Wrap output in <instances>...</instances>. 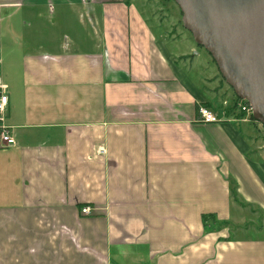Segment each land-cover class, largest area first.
<instances>
[{
  "label": "crops",
  "instance_id": "crops-1",
  "mask_svg": "<svg viewBox=\"0 0 264 264\" xmlns=\"http://www.w3.org/2000/svg\"><path fill=\"white\" fill-rule=\"evenodd\" d=\"M168 2L0 0V264H264V132Z\"/></svg>",
  "mask_w": 264,
  "mask_h": 264
},
{
  "label": "water",
  "instance_id": "water-1",
  "mask_svg": "<svg viewBox=\"0 0 264 264\" xmlns=\"http://www.w3.org/2000/svg\"><path fill=\"white\" fill-rule=\"evenodd\" d=\"M184 27L264 125V0H174Z\"/></svg>",
  "mask_w": 264,
  "mask_h": 264
},
{
  "label": "built area",
  "instance_id": "built-area-1",
  "mask_svg": "<svg viewBox=\"0 0 264 264\" xmlns=\"http://www.w3.org/2000/svg\"><path fill=\"white\" fill-rule=\"evenodd\" d=\"M8 96L6 93L0 91V146H10L15 144L14 138L10 135L8 127L4 125V113L8 106ZM237 107L241 112H247L251 110V105L245 101L237 100ZM199 117L202 122L212 123L220 121L214 112L205 106L199 108ZM104 150H101L103 153ZM83 214H90V207L86 206L82 208Z\"/></svg>",
  "mask_w": 264,
  "mask_h": 264
},
{
  "label": "rangeland",
  "instance_id": "rangeland-1",
  "mask_svg": "<svg viewBox=\"0 0 264 264\" xmlns=\"http://www.w3.org/2000/svg\"><path fill=\"white\" fill-rule=\"evenodd\" d=\"M156 4H159L158 1L160 2V4H162V2L164 3L166 0H153ZM168 5L171 6V9L172 11H175V13H171V11H167L169 14H168V21L169 22H176L177 24H182V13L179 9V6L175 3L174 0H169L168 2ZM183 31L185 32V34L187 35V38L189 41H191L194 45H195V51L200 55V57L208 60L211 64H213L214 60L212 59V57L210 56V54L207 52V50L202 47V46H199L197 43H195V40L193 38V35L191 34L190 31H188L186 28H182ZM61 30V29H59ZM194 51V52H195ZM195 56L194 53L192 52L191 53V57ZM256 126H255V132L259 133V130L261 129V132H264V126L257 120H255V123H254ZM254 126V125H253ZM260 224L261 225H264L263 224V221H260Z\"/></svg>",
  "mask_w": 264,
  "mask_h": 264
},
{
  "label": "trees",
  "instance_id": "trees-1",
  "mask_svg": "<svg viewBox=\"0 0 264 264\" xmlns=\"http://www.w3.org/2000/svg\"><path fill=\"white\" fill-rule=\"evenodd\" d=\"M238 98V100H241L239 97H237ZM242 101H244V100H242ZM246 102V101H245ZM248 103V102H247ZM243 114H244V112H242ZM251 118L252 119H254V117H253V115H251ZM211 218H214V216L213 215H205L204 216V220H205V222H208L209 221V219H211Z\"/></svg>",
  "mask_w": 264,
  "mask_h": 264
},
{
  "label": "bare ground",
  "instance_id": "bare-ground-1",
  "mask_svg": "<svg viewBox=\"0 0 264 264\" xmlns=\"http://www.w3.org/2000/svg\"><path fill=\"white\" fill-rule=\"evenodd\" d=\"M235 93V92H234ZM237 96V95H236ZM241 100H243V99H241ZM245 101V100H244ZM247 102V101H246ZM245 114H247V115H249L250 117H251V115H253V109L251 108V110L250 111H248V113L247 112H244ZM253 117H254V115H253ZM255 119V118H254ZM256 120V119H255ZM264 126V125H263Z\"/></svg>",
  "mask_w": 264,
  "mask_h": 264
}]
</instances>
